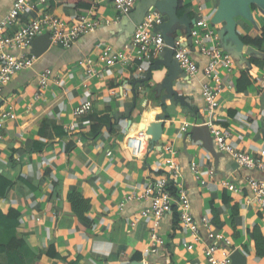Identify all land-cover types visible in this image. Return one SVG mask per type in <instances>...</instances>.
<instances>
[{"label":"crops","instance_id":"obj_1","mask_svg":"<svg viewBox=\"0 0 264 264\" xmlns=\"http://www.w3.org/2000/svg\"><path fill=\"white\" fill-rule=\"evenodd\" d=\"M89 1L86 5L81 0H30L18 19L17 28L42 14L56 16L68 25L84 16L99 26L69 49L50 44L40 57L30 53L31 44L28 54L37 60L0 93L1 106L10 107L15 114L0 141V174L12 183L0 200V244L14 238L25 242L23 247L0 255V264H127L137 255L144 264H208L204 258L207 230L223 234L230 247H221L232 253L239 251L245 264H264V258L255 255L248 235V230L257 225L264 237V212L253 202L247 203L249 194L241 183L245 176H264L255 169L239 168L226 154L215 164L200 143L186 140V149L183 146L191 126L209 120L201 97V74L188 76L179 72L171 86L177 99L167 98L166 90L158 88L170 75L169 68L161 63L162 57L157 58L161 59L158 62L153 60L158 68H154V62L146 63L141 73L126 65H97L96 74L88 75L85 62L96 60L98 44L122 52L133 33L131 16H117L108 0ZM218 2L178 0L177 16L193 22L204 18L210 25ZM12 3L13 0H0V19ZM252 15L253 23L235 18L238 36L253 37L264 28L261 15L256 10ZM161 20L166 23L168 17L161 15ZM222 27H214L216 40L202 39L204 44L226 51L235 64L229 76L221 73L232 88L221 95L210 121L230 130L231 143L237 149L256 154L264 150V107L260 105L264 70L246 61L264 59V48L252 47L258 54H248L244 47L239 54L236 45L223 41ZM170 36L188 40L182 26L175 27ZM190 50L202 69L207 59L197 54L194 46ZM82 61L84 64L78 65ZM46 69L51 72V81L39 89L37 80ZM246 69L253 84L239 93L235 82ZM54 79H59L61 85H55ZM83 102L90 104L91 112L77 117L74 110ZM228 104L237 112L233 117L227 114ZM158 122L161 127L155 134V143L148 140L144 154L132 157L125 149V139L155 129ZM74 123L75 130L67 131ZM186 123L188 129L182 133L180 128ZM168 145L173 150L170 158L180 167L178 188L188 193L195 222L205 217L209 224H200L199 237L195 238L178 223L175 225L176 215L169 213L156 231L163 245L145 255L152 220L140 216L150 205L143 192L153 175L166 173L163 161L168 157ZM192 163L196 165L194 170ZM210 169L212 176L208 174ZM222 180L242 186L240 192L222 188ZM71 193L89 202L85 214L88 225L70 212Z\"/></svg>","mask_w":264,"mask_h":264},{"label":"built area","instance_id":"obj_2","mask_svg":"<svg viewBox=\"0 0 264 264\" xmlns=\"http://www.w3.org/2000/svg\"><path fill=\"white\" fill-rule=\"evenodd\" d=\"M103 0H95L101 2ZM117 16H128L137 4V0H108ZM30 0H13L10 10L0 19V93L5 86L21 71L29 69L37 60L28 49L32 41L37 36L48 32L51 45L63 49L71 48L80 38L94 30L99 23L84 17L78 16L73 24H65L58 17L51 14H42L40 17L29 21L17 28L19 17L26 12ZM201 13V10H198ZM202 14V13H201ZM162 25L161 14L154 10H148L141 21L135 25L130 41L125 51L117 52L107 44H98L96 60L86 59V73H94V67L99 65L117 66L126 65L132 67L137 73L143 72V64L155 62L161 58L163 50L167 47L160 30ZM11 33H8L10 30ZM216 29L211 27L204 18L196 20L188 33L190 45L182 40H174L173 59L178 63L180 70L188 76L201 74V97L204 103V112L209 119L203 122L208 129L213 141L214 149L222 154L230 156L235 164L242 169H255L264 176V150H259L256 154L240 151L232 143V134L226 127L214 125L213 120L216 110L219 107L221 95L232 88L230 81L223 80L221 73L229 76L235 64L230 55L218 46L204 44L202 39L216 40ZM194 46L197 54L207 59L202 69L198 68L197 63L191 56L190 48ZM83 61L78 65H83ZM51 81V72L44 70L37 80L39 89H44ZM55 85H61V81L54 79ZM234 87V86H233ZM2 105V103H1ZM0 105V141L4 138L6 126L13 122L15 114L10 107ZM91 106L88 103H81L75 108L74 114L77 117L89 114ZM76 123L70 124L67 131L73 132ZM188 124H184L180 131L185 133ZM150 140L146 131H140L135 136L127 137L124 141L125 149L132 157H141ZM173 152L170 145L166 146L165 153L168 155L163 161L166 173L153 175L148 185L145 187L143 197L149 201V207L141 211L143 219L152 220V230L150 233V246L144 250L145 255L155 253L157 248L163 245V240L157 236L156 231L160 221L175 209L178 216V225L184 231H189L195 238H198L199 225L207 226L209 221L203 217L200 223L195 222L190 209L188 193L178 188V178L180 174L179 165L170 158ZM196 165L191 164L194 170ZM208 174L213 175L210 169ZM204 182L201 181V184ZM249 194L247 203L253 202L264 212V178L257 179L245 176L241 182ZM170 184L175 188V194H171ZM221 187L232 193H239L242 186L222 180ZM207 245L204 249V258L208 264H231L232 251L221 246L230 247V242L223 234L207 230L205 233ZM197 240V239H196Z\"/></svg>","mask_w":264,"mask_h":264},{"label":"water","instance_id":"obj_3","mask_svg":"<svg viewBox=\"0 0 264 264\" xmlns=\"http://www.w3.org/2000/svg\"><path fill=\"white\" fill-rule=\"evenodd\" d=\"M178 0H140L138 4L135 5L133 11L128 15L131 16V29H135V25H137L143 16H145L148 10L153 7L156 11H158L161 15H166L168 17V22L163 23L158 29L161 33L167 47L163 50L161 57V63L164 66H167L170 70V75L166 78V83L158 87L159 89H165L167 92V98H175L177 99V92L173 90L172 83L178 77L180 67L178 63L173 59V47H174V37L170 36L171 31L177 27L182 26L187 30V35L189 30L194 23L189 20L187 17H178L176 11V5ZM151 5V6H150ZM252 6L255 7L257 13H261L264 15V0H219L218 6L213 14V17L210 20V26L216 27L218 25H223L221 28L223 30V41H231L234 45H236L239 49V54H242L246 48V52L248 54H258L252 46H245L240 40L239 36L236 33V22L235 18L240 17L245 21L253 23V15H252ZM259 13V14H260ZM189 37V36H188ZM188 45H190V39L187 40ZM50 45L49 33L45 32L32 41V46L30 49V53L35 55L36 57H40L44 52L47 51ZM37 48V50L35 49ZM161 60V59H158ZM157 61V60H156ZM154 68H158L159 65H155ZM248 65V62L246 61ZM150 73V72H148ZM148 79L150 77L148 76ZM164 102V98L161 100ZM2 103V98L0 97V105ZM260 105L264 107V89L261 93ZM161 127V122L155 126L153 130H146V134L151 136L150 143H155L156 137L155 134L157 130ZM186 140L196 144L200 143L203 149L211 155L214 159L215 164L218 163V159L222 153L216 152L214 149L213 141L209 133L208 127L203 124V122L199 125L191 126L190 130L185 134L183 140L184 149H186ZM231 264H245L246 260L243 254L239 251H234L231 255ZM127 264H144L143 261H131Z\"/></svg>","mask_w":264,"mask_h":264},{"label":"trees","instance_id":"obj_4","mask_svg":"<svg viewBox=\"0 0 264 264\" xmlns=\"http://www.w3.org/2000/svg\"><path fill=\"white\" fill-rule=\"evenodd\" d=\"M81 2L89 3V0H81ZM252 10H255V7L252 6ZM240 40L245 46H252L258 50H262L264 48V28L260 29V33L253 37L245 35L239 36ZM248 64L254 65L264 70V59H248ZM253 84V77L250 74L249 69H246L241 73V76L235 82V89L239 93H243L247 91ZM228 107V116L233 117L237 114V112L233 109V105H227ZM159 175L161 173H158ZM11 181L5 176L0 174V200L3 199L6 195L7 190L11 187ZM171 194H175V188L172 184H170ZM68 203L70 206V212L80 221L84 222L85 224H89V221L85 218V214L89 210V202L77 193H71L68 197ZM172 214H175L176 217L174 218V224L178 223V216L176 214L175 209L173 210ZM248 235L255 249V255L260 258H264V237L262 236L259 228L254 226L251 230H248ZM25 244L24 240L14 238L8 244H0V255H4L7 252H12L17 250L20 247H23ZM55 257H58L56 254ZM134 260L140 261L141 256L137 255L134 257Z\"/></svg>","mask_w":264,"mask_h":264},{"label":"rangeland","instance_id":"obj_5","mask_svg":"<svg viewBox=\"0 0 264 264\" xmlns=\"http://www.w3.org/2000/svg\"><path fill=\"white\" fill-rule=\"evenodd\" d=\"M259 13H260V12H259ZM259 13H258V14H259ZM259 15H261L262 22H264V15H263V14H261V13H260ZM237 18H239V17H237ZM235 21H236V19H235ZM246 22H248V21H246ZM249 23H250V22H249Z\"/></svg>","mask_w":264,"mask_h":264}]
</instances>
